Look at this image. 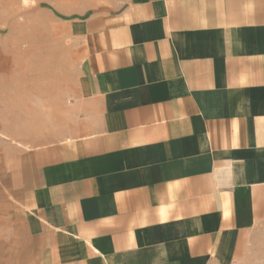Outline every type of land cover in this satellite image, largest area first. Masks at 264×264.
<instances>
[{
  "label": "crops",
  "instance_id": "0c3cea01",
  "mask_svg": "<svg viewBox=\"0 0 264 264\" xmlns=\"http://www.w3.org/2000/svg\"><path fill=\"white\" fill-rule=\"evenodd\" d=\"M62 24L60 136L0 152L23 231L2 264L243 259L264 236V0H83Z\"/></svg>",
  "mask_w": 264,
  "mask_h": 264
},
{
  "label": "rangeland",
  "instance_id": "374dc122",
  "mask_svg": "<svg viewBox=\"0 0 264 264\" xmlns=\"http://www.w3.org/2000/svg\"><path fill=\"white\" fill-rule=\"evenodd\" d=\"M82 2L0 0V47L8 53L11 70L0 76V152L3 144L28 146L60 136L50 133L51 99L67 96L79 70V55L62 22ZM21 225L0 169V264L18 248ZM235 264H264V236L251 239Z\"/></svg>",
  "mask_w": 264,
  "mask_h": 264
}]
</instances>
